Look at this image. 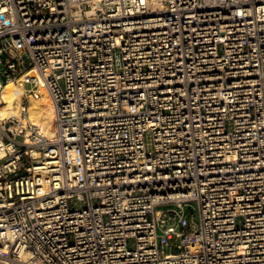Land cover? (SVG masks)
Instances as JSON below:
<instances>
[{
  "label": "built area",
  "instance_id": "obj_1",
  "mask_svg": "<svg viewBox=\"0 0 264 264\" xmlns=\"http://www.w3.org/2000/svg\"><path fill=\"white\" fill-rule=\"evenodd\" d=\"M0 264H264V0H0Z\"/></svg>",
  "mask_w": 264,
  "mask_h": 264
},
{
  "label": "bare ground",
  "instance_id": "obj_2",
  "mask_svg": "<svg viewBox=\"0 0 264 264\" xmlns=\"http://www.w3.org/2000/svg\"><path fill=\"white\" fill-rule=\"evenodd\" d=\"M24 89L16 86L13 82L6 85L3 92L2 114L12 115L19 114L22 105V95ZM47 101L33 99L30 103L29 113L31 121L41 128L44 135L53 137L54 122H55V106L47 97Z\"/></svg>",
  "mask_w": 264,
  "mask_h": 264
},
{
  "label": "rangeland",
  "instance_id": "obj_3",
  "mask_svg": "<svg viewBox=\"0 0 264 264\" xmlns=\"http://www.w3.org/2000/svg\"><path fill=\"white\" fill-rule=\"evenodd\" d=\"M16 86H17V85H16ZM19 87H21V86H19ZM47 97H49V96H48L47 94H45V95L41 96L39 99H35V100H40V99H42V100H44V102L47 103V102H49V101H47V99H48ZM32 100H33V99H32ZM32 100H31V101H32ZM50 100H51V99H50ZM22 101H26V99L23 98ZM51 102H52V101H51ZM41 130H42V129H41ZM48 137H52V136H49V135H48ZM188 209H189V208H188Z\"/></svg>",
  "mask_w": 264,
  "mask_h": 264
}]
</instances>
